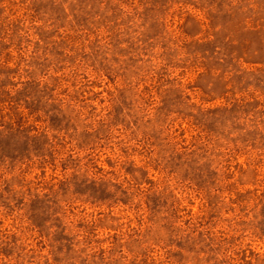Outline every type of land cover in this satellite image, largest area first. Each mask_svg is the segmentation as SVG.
Wrapping results in <instances>:
<instances>
[{"label": "rangeland", "instance_id": "rangeland-1", "mask_svg": "<svg viewBox=\"0 0 264 264\" xmlns=\"http://www.w3.org/2000/svg\"><path fill=\"white\" fill-rule=\"evenodd\" d=\"M0 264H264V0H0Z\"/></svg>", "mask_w": 264, "mask_h": 264}]
</instances>
